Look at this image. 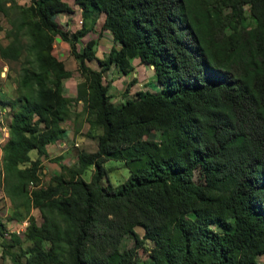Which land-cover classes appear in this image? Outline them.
I'll use <instances>...</instances> for the list:
<instances>
[{
  "label": "trees",
  "instance_id": "16d2710c",
  "mask_svg": "<svg viewBox=\"0 0 264 264\" xmlns=\"http://www.w3.org/2000/svg\"><path fill=\"white\" fill-rule=\"evenodd\" d=\"M73 2L81 24L69 30L54 18L73 11L67 0H0V59L18 62L14 94L0 98V186L12 216L33 206L41 218L2 238L1 252L11 264H138V247L144 264H264V0ZM99 16L111 37L101 57L96 37L77 47ZM55 37L82 77L73 97L62 93L71 71L52 53ZM132 59L158 87L115 104L103 73L131 74ZM77 101L73 117L100 130L96 148L69 165L54 156L59 170L40 184L39 156ZM106 160L128 171L117 185ZM125 233L132 243L120 248Z\"/></svg>",
  "mask_w": 264,
  "mask_h": 264
},
{
  "label": "rangeland",
  "instance_id": "374dc122",
  "mask_svg": "<svg viewBox=\"0 0 264 264\" xmlns=\"http://www.w3.org/2000/svg\"><path fill=\"white\" fill-rule=\"evenodd\" d=\"M19 4L27 3L28 0H15ZM71 5L73 11L65 12V13H57L54 15L55 20L58 24L63 28H68L69 30H73L77 28L81 22L79 23L80 13L77 4L73 2V0H67ZM81 20V19H80ZM0 22L2 26L5 28L8 26V23L0 16ZM100 22L101 17L99 16L95 22L92 31L87 32L77 43L78 49L81 48L82 44L89 38L96 37V46L95 53L97 56H103L108 50L111 44V37L108 31L102 30L100 31ZM99 33V34H98ZM3 30H0V42L4 43L5 39L2 37ZM52 53L59 59H61L67 69L71 71L69 77H65L62 79V91L67 96L73 97L75 95V86L76 84L82 80L81 75L78 72L76 67V60L69 53L68 45L65 41L60 39L59 37H55L52 45ZM133 70L130 74H120L115 71V69L107 70L103 73V82H108V92L112 97L111 101L115 104L123 101L125 97L133 95V93L138 89H157L158 85L151 79V69L149 66L137 63L136 59H132ZM87 64L92 67H97L96 62L94 60L87 61ZM18 67V62H5L0 59V98H4L5 95L14 94V86L16 80V72L15 70ZM6 74H9L8 78L5 77ZM132 76H134L135 81H133L128 88V92L126 95H122L124 92L125 84L127 80H131ZM80 101L71 102L70 111L65 120L61 122V125L64 128V132L62 138L57 139L55 141L54 147L56 148H65V154L62 155L61 162L65 164H71L75 161L76 151L79 148L85 149L87 151H92L96 148V133L100 130L97 128L90 129L88 123L84 120V115H79L76 118L73 117V111H77L80 109ZM9 114V108L5 105L3 108L0 107V126L2 122L7 124V116ZM74 128H76L74 130ZM149 137L156 138L157 132L152 131ZM1 144V143H0ZM34 150H30L29 154L33 155ZM50 152V151H49ZM52 154V153H51ZM34 156V155H33ZM32 156V158H33ZM55 157L46 160L45 166L50 168V171H45L40 174V184H45L48 181V177L50 173L58 172V164L57 161H54ZM53 162H52V161ZM50 161V162H49ZM1 164V159H0ZM105 166L108 168L107 176L108 180L113 184L117 185L120 183L128 174L127 169L121 164L120 161L117 160H106ZM52 166V167H51ZM90 170L87 168L82 177L84 179H89ZM12 210L9 203V199L4 193L2 187L0 186V224L13 225L16 221H20L23 219H27L28 216H33L36 222L40 221V215L36 207L31 206L27 212H21L19 216H12ZM134 230L142 235V228L138 225L134 226ZM2 238L0 237V243H2ZM132 237L129 234H124L119 242V247H126L131 245ZM151 244L150 241L144 243L145 246H149ZM137 256H138V264H144V260L147 257V250L142 247L137 248ZM0 264H11L10 259L7 254L0 251Z\"/></svg>",
  "mask_w": 264,
  "mask_h": 264
},
{
  "label": "crops",
  "instance_id": "0c3cea01",
  "mask_svg": "<svg viewBox=\"0 0 264 264\" xmlns=\"http://www.w3.org/2000/svg\"><path fill=\"white\" fill-rule=\"evenodd\" d=\"M2 60V59H1ZM0 72H2V71H0ZM69 77V76H68ZM62 93H63V91H62ZM64 95H66L65 93H63ZM5 96H7L6 94H4ZM4 107V106H3ZM3 107H1V108H3ZM7 126H6V124H5V122H2V125L0 126V143L5 139V137H6V135H7ZM54 145H55V142H52V143H47L46 145H45V152H46V154L44 155V154H41L40 156H39V160H40V163L42 164V165H44L45 166V162H46V160H49L50 158H52V157H54V156H57V155H64L65 154V151H66V147L65 148H61V149H59V148H56V147H54ZM34 150V149H33ZM50 151V152H49ZM52 153V154H51ZM30 155V154H29ZM33 155L35 156L36 155V152H35V150H34V152H33ZM33 155H30L31 157L33 156ZM33 156V157H34ZM62 160V159H61ZM52 161V160H51ZM50 162V161H49ZM53 162V161H52ZM52 167V166H51ZM59 169V168H58ZM51 169L50 168H48V167H46L45 166V168L44 169H42V172H45V171H50ZM6 223V222H5Z\"/></svg>",
  "mask_w": 264,
  "mask_h": 264
},
{
  "label": "built area",
  "instance_id": "2783aa9c",
  "mask_svg": "<svg viewBox=\"0 0 264 264\" xmlns=\"http://www.w3.org/2000/svg\"><path fill=\"white\" fill-rule=\"evenodd\" d=\"M79 18V23L81 22ZM7 132V131H6ZM27 219H23L20 221H16L13 225L7 224L6 225H1L0 224V237L1 238H6L9 237L12 233L15 234H20L23 232L25 226L27 225ZM0 251H1V244H0Z\"/></svg>",
  "mask_w": 264,
  "mask_h": 264
}]
</instances>
